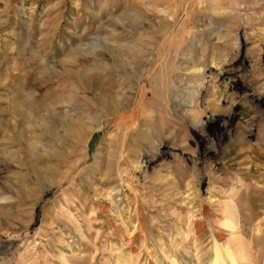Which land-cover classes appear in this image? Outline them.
Segmentation results:
<instances>
[{
  "label": "rangeland",
  "instance_id": "rangeland-1",
  "mask_svg": "<svg viewBox=\"0 0 264 264\" xmlns=\"http://www.w3.org/2000/svg\"><path fill=\"white\" fill-rule=\"evenodd\" d=\"M214 241L264 264V0H0V264Z\"/></svg>",
  "mask_w": 264,
  "mask_h": 264
},
{
  "label": "bare ground",
  "instance_id": "bare-ground-1",
  "mask_svg": "<svg viewBox=\"0 0 264 264\" xmlns=\"http://www.w3.org/2000/svg\"><path fill=\"white\" fill-rule=\"evenodd\" d=\"M15 98L17 101L16 106L18 107L19 104H24L23 100L26 99L27 97L25 98V96H24L22 99L21 96L20 97L15 96ZM121 102L124 103L122 100H120L119 103H121ZM17 114L20 115L19 110H17ZM19 138H21V137H19ZM227 220H228V223H227ZM227 220H226V222L224 221L223 225L230 226V224H231L230 227H233V229H234V227H235L234 223L235 222L232 224V221H230L229 219H227ZM243 245L244 246H241V244H240V246L238 245L239 246L238 248L233 250V249H231L230 245H228V244L223 245V244H219V243L214 241V244L212 247V257L210 259L209 258L207 259L208 264H259L261 261V257L259 255H255L252 253V251L254 252L253 243H251V244L249 243L248 245L247 244L246 245L243 244ZM171 264H175L174 261H171Z\"/></svg>",
  "mask_w": 264,
  "mask_h": 264
}]
</instances>
